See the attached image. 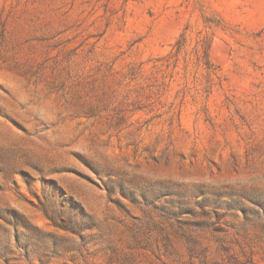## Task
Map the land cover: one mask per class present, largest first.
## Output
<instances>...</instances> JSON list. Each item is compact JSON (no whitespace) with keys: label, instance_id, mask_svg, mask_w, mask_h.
<instances>
[{"label":"rangeland","instance_id":"obj_1","mask_svg":"<svg viewBox=\"0 0 264 264\" xmlns=\"http://www.w3.org/2000/svg\"><path fill=\"white\" fill-rule=\"evenodd\" d=\"M0 264H264V0H0Z\"/></svg>","mask_w":264,"mask_h":264}]
</instances>
